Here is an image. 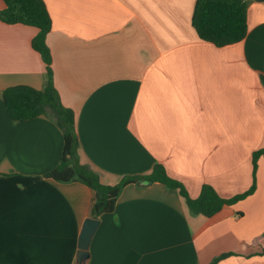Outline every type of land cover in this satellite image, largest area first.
Segmentation results:
<instances>
[{"label":"crops","instance_id":"1","mask_svg":"<svg viewBox=\"0 0 264 264\" xmlns=\"http://www.w3.org/2000/svg\"><path fill=\"white\" fill-rule=\"evenodd\" d=\"M62 103L75 116L80 161L106 185L163 164L192 198L204 184L231 198L253 183L264 148V3L249 0L248 34L217 47L195 31L197 0H43ZM5 3L0 0V11ZM38 29L0 21V264H74L85 221L100 224L88 264H264V158L253 194L212 217L178 190L127 185L96 218L93 190L45 177L64 153L49 116L16 121L10 87L43 90Z\"/></svg>","mask_w":264,"mask_h":264},{"label":"trees","instance_id":"2","mask_svg":"<svg viewBox=\"0 0 264 264\" xmlns=\"http://www.w3.org/2000/svg\"><path fill=\"white\" fill-rule=\"evenodd\" d=\"M5 8L0 11V21L5 24H23L38 29L32 46L46 64L48 80L43 90L29 86L10 87L4 91L6 112L16 121H26L45 115L51 117L64 136V153L58 166L45 177L61 183L78 182L94 191L96 197V218L115 211L116 203L123 189L136 184L141 179L164 184L176 189L184 198L193 214L212 217L226 205H234L253 194L256 188L255 174L258 161L264 158V148L256 150L252 156L254 183L252 187L231 198H224L210 184H204L197 198H192L186 186L172 178L163 164H157L148 176L127 177L119 184L106 185L100 176L79 158V141L75 130V116L66 107L53 80L52 55L47 44L48 33L52 29V19L43 0H3ZM249 0H197L192 24L200 39L217 47H225L246 38L248 34ZM231 254L217 257V264Z\"/></svg>","mask_w":264,"mask_h":264},{"label":"water","instance_id":"3","mask_svg":"<svg viewBox=\"0 0 264 264\" xmlns=\"http://www.w3.org/2000/svg\"><path fill=\"white\" fill-rule=\"evenodd\" d=\"M255 1L264 3V0H255ZM140 183H150V182H145L144 180H142L140 181ZM99 224L100 221L94 218H89L85 221L79 238L78 252L76 254V259L74 264L89 263L91 242L96 230L98 229Z\"/></svg>","mask_w":264,"mask_h":264}]
</instances>
